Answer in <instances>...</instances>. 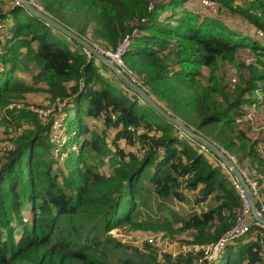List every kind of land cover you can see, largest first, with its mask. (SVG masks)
Returning <instances> with one entry per match:
<instances>
[{
  "label": "trees",
  "instance_id": "16d2710c",
  "mask_svg": "<svg viewBox=\"0 0 264 264\" xmlns=\"http://www.w3.org/2000/svg\"><path fill=\"white\" fill-rule=\"evenodd\" d=\"M3 1L0 22L6 18ZM34 1L104 50L117 51L139 26L122 57L137 83L242 166L250 162L264 173V156L250 129L235 124L242 107L255 101L259 84L264 95V68L240 73L235 91L217 74L246 47L264 59V44L245 31H264V0H218L219 14L204 19L190 11L193 0H160L151 13L152 0ZM11 14L13 38L0 55V136L10 128L20 135L16 150L0 161V264H193V256L167 255L162 262L156 248L124 245L110 232L165 230L186 235L185 243H215L244 206L231 176L78 43L23 7ZM237 17L244 24L238 26ZM19 72L32 74L50 103L70 99L71 128L83 141L65 163L52 157L49 125L26 109L38 90L21 82ZM93 119L101 123L97 130L90 126ZM138 144L142 159L134 153ZM147 194L212 205L179 229L150 226L135 219L138 199ZM255 238L264 239V230L254 228L228 245L214 264H264V247Z\"/></svg>",
  "mask_w": 264,
  "mask_h": 264
},
{
  "label": "built area",
  "instance_id": "2783aa9c",
  "mask_svg": "<svg viewBox=\"0 0 264 264\" xmlns=\"http://www.w3.org/2000/svg\"><path fill=\"white\" fill-rule=\"evenodd\" d=\"M30 2L37 6L40 10L44 11V9L36 1L30 0ZM3 3V12L6 15V18L0 22V55L2 54L5 46H7L8 42L13 38L11 33L13 25L11 12H13L15 8L23 7L21 0H4ZM159 3L160 0H152L148 4V11L151 13ZM189 9L193 14L201 19L216 17L219 14V2L218 0H193ZM223 17L226 20L231 21L230 15L227 12L223 13ZM146 23L147 19H143L141 22V24ZM245 31L249 36L264 44L263 30L248 27ZM139 32L140 29L138 26L133 30L130 36L125 37L117 51L104 50L95 45V47L104 56L110 59L121 71L127 74L136 83L137 81L133 72L123 63L122 57L128 49L132 38ZM87 54L89 57H92L88 52ZM240 66H243L246 69L256 68L261 71L264 68V59L259 53L255 52L251 48L246 47L241 49L237 56V62L228 63L225 66L227 85L231 91H235L240 84ZM3 69L4 65L0 63V71ZM253 97L255 98V101L242 107V113L235 119V124L238 127H247V129H250L249 136L254 142L258 143V152L264 156V95L260 84L254 90ZM14 106L15 105H11V107ZM23 106L24 105L21 104L18 107ZM27 106L29 107L26 109L36 115L44 125H49L50 144L52 147L51 154L55 161L65 163L73 153L79 151L83 137L77 139V131L71 130V118L69 112V109L71 108L70 99L63 100L61 98H57L50 106L47 107L34 106L33 104ZM113 118L116 119L115 116H113ZM90 126L97 130L101 127V123L93 119L90 121ZM129 130L134 132L135 128L130 127ZM143 131V127L139 129V132ZM19 135L20 131L10 128L6 139L4 141H0V161L4 160L8 153L16 150L17 147L15 141ZM202 149L203 151L208 152L203 147ZM222 150L228 155L231 162L240 169L241 174L253 193L258 213L264 216V173L259 172L255 165L251 166L249 164L242 166L236 156L230 155L224 149ZM134 153L140 159L144 156V151L139 144L134 147ZM219 163L223 170L231 176L235 188L239 190L241 194L244 206L241 210L234 212L235 217L233 226L226 233H224L217 242L208 245H198L192 243L181 244L178 241L173 240L170 236L164 237L163 234L165 233L146 235L144 232L129 234L125 237V239H123L122 232L126 227L112 230L110 232L111 236L127 246L148 245L156 248L159 253V259L162 262L165 261V256L169 255L173 260L179 258L180 256H193V264L216 263L228 245L245 237L254 228L264 230V227L254 219L251 207L245 200L243 191L237 180L231 175L228 168L222 162L219 161ZM178 204L183 207H187L186 204L188 203L179 201ZM255 242H258L264 247V239L255 238Z\"/></svg>",
  "mask_w": 264,
  "mask_h": 264
},
{
  "label": "water",
  "instance_id": "95a60500",
  "mask_svg": "<svg viewBox=\"0 0 264 264\" xmlns=\"http://www.w3.org/2000/svg\"><path fill=\"white\" fill-rule=\"evenodd\" d=\"M25 10L37 18L38 20L44 22L47 26L54 29L55 31L60 32L62 35L67 38L75 41L81 47L84 48L92 57H94L98 62L108 67L115 76L127 87L131 92L137 95L144 104L152 108L157 114L163 117L169 123L178 127L187 137L197 142L201 147L210 152L214 157H216L220 162H222L229 170L231 175L239 183L245 200L249 203L251 207V212L255 220H257L264 227V216L259 214L257 211V206L254 200L253 193L249 185L246 183L243 175L241 174L240 169L235 166L228 155L215 143L211 142L205 136L200 133L195 132L190 126L184 123L179 118L173 116L139 83H136L132 78L127 74L121 71L110 59L104 56L93 44L79 36L72 29L68 28L48 13L40 10L37 6L33 5L30 0H21Z\"/></svg>",
  "mask_w": 264,
  "mask_h": 264
},
{
  "label": "rangeland",
  "instance_id": "374dc122",
  "mask_svg": "<svg viewBox=\"0 0 264 264\" xmlns=\"http://www.w3.org/2000/svg\"><path fill=\"white\" fill-rule=\"evenodd\" d=\"M236 20H238V26L244 24L243 21H240L241 19L239 17H237ZM227 21H230V20H227ZM225 66H226L225 64L224 65L222 64L220 68L217 70V74L220 77V79L224 81L225 84L227 85V74H226ZM239 70H240V73H243L245 75H247L248 73V70L244 68L243 66H240ZM16 77L19 80H21V82L29 86H34L35 89L38 90L37 92H34L29 96L30 102L29 103L25 102V104L27 105L33 104L34 106H39V107H47L51 105L49 101L50 96L45 93L44 91L45 89H43L44 86L38 83L37 81H35L32 74L27 73V72H19L17 73ZM71 113H72L71 115V118H72L73 115H75V111L72 109ZM0 133H3V132L0 131ZM5 139L6 137L0 136V141H4ZM211 160L214 161L215 159L213 160V158L211 157ZM216 163L218 164L219 161L218 162L216 161ZM246 163L247 165H249L250 162H246ZM138 202H139L138 211L136 212V215H135V219L137 222H139L140 224H146L150 226H171L174 229H179L181 227L180 224L184 223L187 219H189L193 215H199L202 212L207 211V209L212 205L210 201H207L200 205L188 203L186 204L187 207H183L178 204L179 201H177L176 199L162 200L159 197H157L155 194L144 195L143 197L138 199ZM136 232L137 233L144 232L146 233V235H152L156 233H165L163 234L164 237L170 236L173 240H176L181 244H184L185 243L184 241H187V236L182 235V234L173 235L169 231H165V230H159L155 232L152 230L133 231V230H130L128 227H126L124 231L122 232L123 239H125L127 235L134 234Z\"/></svg>",
  "mask_w": 264,
  "mask_h": 264
},
{
  "label": "crops",
  "instance_id": "0c3cea01",
  "mask_svg": "<svg viewBox=\"0 0 264 264\" xmlns=\"http://www.w3.org/2000/svg\"><path fill=\"white\" fill-rule=\"evenodd\" d=\"M29 102H30V100H29ZM203 204V203H202ZM195 206V205H194Z\"/></svg>",
  "mask_w": 264,
  "mask_h": 264
}]
</instances>
